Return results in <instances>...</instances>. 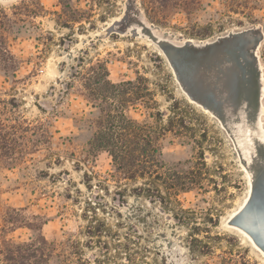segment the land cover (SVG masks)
<instances>
[{
  "label": "rangeland",
  "instance_id": "374dc122",
  "mask_svg": "<svg viewBox=\"0 0 264 264\" xmlns=\"http://www.w3.org/2000/svg\"><path fill=\"white\" fill-rule=\"evenodd\" d=\"M38 1L37 29L20 26L12 57H0V119L30 127L21 162L0 171V264H62L39 236L77 241L84 264H220L223 254L264 264L230 225L264 248V157L241 140L264 139V9L251 20L206 0L163 21L139 0ZM103 69L111 84L131 83L127 116L170 130L157 144L159 179L183 190L128 178L93 144L99 111L85 96Z\"/></svg>",
  "mask_w": 264,
  "mask_h": 264
},
{
  "label": "trees",
  "instance_id": "16d2710c",
  "mask_svg": "<svg viewBox=\"0 0 264 264\" xmlns=\"http://www.w3.org/2000/svg\"><path fill=\"white\" fill-rule=\"evenodd\" d=\"M144 7V12L149 19H160L168 21L170 14L174 10H180L184 15L189 16L195 7H198L206 0H139ZM263 0H221L220 6L224 13L241 15L248 19H254V13L264 9ZM44 9L38 0H23L19 5L14 6L10 13L0 8V57L11 58L10 47L8 44L9 37L13 36L15 30L25 23L33 24L37 18H40ZM59 16V15H58ZM57 22L59 19H56ZM63 27L69 28L67 23H61ZM16 28V29H15ZM14 30V31H13ZM207 30L203 31L202 36L207 35ZM263 45L261 47L260 57L264 67V37H262ZM13 39V38H12ZM104 79L95 82V90H89V85H85L88 94L85 96L87 102L92 107L98 109L99 113L94 121L95 131L93 135V144L99 149L104 150L111 156L117 171H126L128 178L143 179L145 175L154 176L161 182L167 191L171 194L183 189H176L175 185L169 184L159 178L158 170H162L164 166L158 161L161 151L157 146L163 135L170 131L159 125L154 128L147 126L146 123L138 122L125 114L122 106V98L127 92L123 87L131 85V83H121L117 85L111 84L107 80V70L103 69ZM144 90H148L145 88ZM137 98H142L135 92ZM149 95V93H148ZM23 117L13 120L0 119V171L9 169L17 162H21V156L24 153L23 139L26 132L30 130ZM154 129L152 135L147 133L148 129ZM20 133V134H19ZM147 135H144V134ZM46 134L47 131H46ZM149 145L154 143L155 148L149 153L140 148V144ZM139 145L138 148L134 146ZM165 172L163 173V175ZM198 185V189H201ZM89 234V233H88ZM33 242H38L47 247L49 254L55 251L61 252L62 264H84L81 250L77 241L71 238L64 242H49L42 236L36 237ZM33 244H30L32 246ZM67 248V249H66ZM71 248V249H70ZM232 255V254H230ZM241 259L240 264H250V260L246 255H236ZM220 264H239L235 258L228 256L220 257ZM256 264V263H254Z\"/></svg>",
  "mask_w": 264,
  "mask_h": 264
},
{
  "label": "bare ground",
  "instance_id": "6f19581e",
  "mask_svg": "<svg viewBox=\"0 0 264 264\" xmlns=\"http://www.w3.org/2000/svg\"><path fill=\"white\" fill-rule=\"evenodd\" d=\"M264 93V92H263ZM249 111H251V110H249ZM249 114V113H248ZM244 118V117H243ZM242 118V119H243ZM244 125V124H243ZM248 126V125H247ZM247 146H248V148H249V151H250V154H251V158H253L254 157V155H252V154H255L256 152H258L259 153V156H261V158H263L264 157V139L263 140H261V141H259V145H258V147H256L255 145L254 146H251L247 141L245 142V139H241ZM246 150V149H245ZM254 159V158H253ZM261 178H264V176L263 175H261ZM254 194V193H253ZM261 196H262V193L260 194ZM261 196H259L260 197V199L258 200V203L259 202H261V200H262V198L264 197H261ZM250 202V201H249ZM260 204V203H259ZM249 204L247 203V205H246V208H247V206H248ZM236 227V226H235ZM239 230H241V231H243L241 228H239V227H237ZM245 232V231H244ZM245 233H247V232H245ZM247 235L252 239V237L247 233ZM247 237V236H246ZM249 239V238H248ZM253 240V239H252ZM249 241H251L250 239H249ZM254 242V241H253ZM255 243V242H254ZM256 245V244H255ZM258 247V246H257ZM259 249H261V248H259ZM260 251V250H259ZM261 251L263 252V253H261L262 255L264 254V251L261 249ZM264 256V255H263Z\"/></svg>",
  "mask_w": 264,
  "mask_h": 264
},
{
  "label": "water",
  "instance_id": "95a60500",
  "mask_svg": "<svg viewBox=\"0 0 264 264\" xmlns=\"http://www.w3.org/2000/svg\"><path fill=\"white\" fill-rule=\"evenodd\" d=\"M257 153H258V152H257ZM258 154H259V153H258ZM252 179H253V178H252ZM258 181H260L261 184L263 185V183H264V178L258 179ZM252 192L254 193V189H253ZM230 225H233V226L239 227V228H241L243 231L247 232V233L252 237V239H253V241L255 242V244H256L259 248H261V249L264 251V248L258 243V241H257L256 238L253 236V234L250 233L246 228H244V227H242V226H239V225L237 224V222H236V219L233 220V221L230 223Z\"/></svg>",
  "mask_w": 264,
  "mask_h": 264
}]
</instances>
